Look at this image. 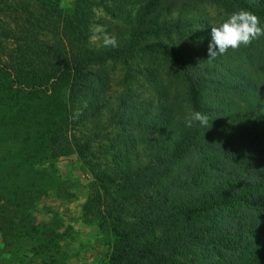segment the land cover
I'll return each mask as SVG.
<instances>
[{
  "label": "trees",
  "instance_id": "obj_1",
  "mask_svg": "<svg viewBox=\"0 0 264 264\" xmlns=\"http://www.w3.org/2000/svg\"><path fill=\"white\" fill-rule=\"evenodd\" d=\"M196 4L217 6L228 16L251 11L264 27V0H150L134 17L121 49L97 52L86 43L90 0H76L61 32L63 46L41 43L30 56L29 70L25 64L18 73L40 78L34 88L53 76L70 83L63 111L69 104L76 124L75 98L89 68L110 60L127 63L141 51L160 53L177 74L181 103L209 118L207 127L188 128L184 119L163 123L165 114L150 126L136 127L160 133L169 127L170 135L162 133L161 141L151 142L147 162L137 161L126 172L125 180L134 185L133 222L125 201L96 200L115 237L109 264H264V37L209 61L201 53L211 42L208 20H160ZM54 12L62 16L57 8ZM28 23L35 26L31 19ZM150 38L155 41L141 47ZM191 39L203 45L195 46ZM225 56L227 62L222 61ZM55 132L61 134L54 139L52 156L76 154L98 184L113 183L93 162L90 144L75 136L69 143L68 134ZM64 141L69 146L61 148Z\"/></svg>",
  "mask_w": 264,
  "mask_h": 264
},
{
  "label": "rangeland",
  "instance_id": "obj_2",
  "mask_svg": "<svg viewBox=\"0 0 264 264\" xmlns=\"http://www.w3.org/2000/svg\"><path fill=\"white\" fill-rule=\"evenodd\" d=\"M149 1L90 0L87 46L97 52L113 49L90 42V28L99 24L117 37L121 49L134 17ZM75 5L76 0H0V264H109L115 237L99 215L97 198L125 201L133 222L134 185L125 180L126 172L137 161L147 162L151 142L161 141L162 133L170 135L169 127L162 133L136 127L150 126L165 114L163 123L177 121L189 112L177 97V74L160 53L141 51L127 63L110 60L89 68L75 98L76 124L69 104L63 111L70 83L53 76L34 88L40 78L32 80L28 71L18 75L32 64L30 56L41 43L63 46L61 32ZM178 16L212 25L228 18L217 6L196 4L160 20ZM154 41L143 40L141 47ZM208 47L201 49L203 58ZM59 129L70 136L69 143L75 136L90 144L93 162L113 183L98 184L76 154L52 156Z\"/></svg>",
  "mask_w": 264,
  "mask_h": 264
},
{
  "label": "clouds",
  "instance_id": "obj_3",
  "mask_svg": "<svg viewBox=\"0 0 264 264\" xmlns=\"http://www.w3.org/2000/svg\"><path fill=\"white\" fill-rule=\"evenodd\" d=\"M90 42L98 43L104 48H116L119 41L110 35L102 25L96 24L90 28ZM264 37V27L260 19L251 11L240 10L231 13L228 18L218 25H211V42L208 47L209 61L225 55L229 49L238 50L241 46L248 47L253 41ZM209 118L200 111H190L184 117V124L188 128L196 125L207 127Z\"/></svg>",
  "mask_w": 264,
  "mask_h": 264
}]
</instances>
